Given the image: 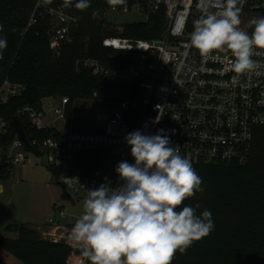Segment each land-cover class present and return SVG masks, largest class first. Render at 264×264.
Masks as SVG:
<instances>
[{
	"label": "built area",
	"instance_id": "1",
	"mask_svg": "<svg viewBox=\"0 0 264 264\" xmlns=\"http://www.w3.org/2000/svg\"><path fill=\"white\" fill-rule=\"evenodd\" d=\"M198 3L199 0H126L124 5L110 9L136 14L143 24L162 21V30L160 37L153 40L104 38L102 46L119 55L116 59L110 56L117 64L108 65L98 59L76 62L78 69L119 82L117 90L123 98L113 99L114 111L101 130L73 131L64 141L53 137L30 141L32 147L48 155V165L53 169L66 168L76 154L93 158L92 170H65L55 178L67 194L76 199L102 184L121 186L123 181L115 168L122 161L135 163L125 137L136 130L148 135L162 130L161 134L170 139V146L179 147L180 154L189 158L192 165L244 166L249 162L255 133L264 128V50H257L261 54L252 57L258 65L256 72L239 75L237 82L232 83L236 74L230 67L229 60L234 59L230 52L214 53L221 60H213L188 46L193 21L202 14ZM243 8L250 13L264 12V0H245ZM39 26L47 27L50 49L59 54L74 42L79 17L61 6L45 5L44 0H38L26 30ZM121 85H126L128 93L119 88ZM24 91L25 87L5 82L0 89V102L6 104ZM68 104V98L59 100L53 121H45L42 105L25 106L16 115L32 129L58 132L54 123L65 120ZM8 129L9 125L1 119L0 165L22 166L28 161L24 142L15 135L10 144L5 143ZM65 217L63 211H58L48 219L43 237L70 249L67 264H91L70 238L73 226L60 222Z\"/></svg>",
	"mask_w": 264,
	"mask_h": 264
},
{
	"label": "trees",
	"instance_id": "2",
	"mask_svg": "<svg viewBox=\"0 0 264 264\" xmlns=\"http://www.w3.org/2000/svg\"><path fill=\"white\" fill-rule=\"evenodd\" d=\"M37 1L0 0V24L3 25L0 37L7 39L0 60V89L5 82L25 87L21 96L11 98L6 104L0 102V120L9 125L5 143L14 140L13 122L17 120L29 141L24 143L25 150L40 156L42 153L32 147L30 141L50 137L64 141L66 135L73 132L67 126L71 123L70 114L74 112L75 103L96 99L108 101L112 89L110 79L78 69L76 62L98 59L108 65L117 64L110 56L114 55L116 59L119 55L102 46L104 38L157 39L162 21L156 25L134 23L117 28L106 22L105 15L112 8L107 0H90V7L84 11L74 7L66 9L79 17V26L74 42L54 54L46 26L26 30ZM75 2L73 0V4ZM62 3L52 0L50 4L61 6ZM96 9L100 18L92 19L91 13ZM253 14L255 18L264 17V12ZM58 97L69 99L62 133L37 131L16 115L25 106L40 107L42 100ZM80 167L92 170L95 167L93 158L76 154L66 168L48 167V170L56 178L65 170ZM193 167L202 179L204 191L186 199L182 206H192L197 215L205 209L210 210L215 226L210 235L194 242L185 254L177 252L172 264H264V128L255 133L251 157L246 165L219 163ZM2 169L0 179L8 178L7 167ZM6 231L16 237H0V251L9 253L22 264H67L70 249L61 242L45 239L43 229L16 223L7 225ZM0 264L6 263L0 260Z\"/></svg>",
	"mask_w": 264,
	"mask_h": 264
},
{
	"label": "clouds",
	"instance_id": "3",
	"mask_svg": "<svg viewBox=\"0 0 264 264\" xmlns=\"http://www.w3.org/2000/svg\"><path fill=\"white\" fill-rule=\"evenodd\" d=\"M125 3L107 0L113 10ZM244 3L199 0L202 14L193 21L188 44L206 59L221 60L214 53L230 52L234 58L229 60L230 67L236 74L232 83L239 75L256 72L258 65L252 57L261 54L257 50H264V17L248 22L251 34L240 27ZM61 7L84 11L90 0L74 4L63 0ZM91 18H100L98 9L92 11ZM6 47V37H0V60ZM161 132L127 134L125 140L135 163L122 161L115 168L123 184L118 188L102 184L88 190L70 238L91 264H172L177 252L185 254L194 242L214 230L210 210L197 215L192 206H182L186 199L204 191L202 179L191 160L180 154L179 147L170 146V139Z\"/></svg>",
	"mask_w": 264,
	"mask_h": 264
},
{
	"label": "rangeland",
	"instance_id": "4",
	"mask_svg": "<svg viewBox=\"0 0 264 264\" xmlns=\"http://www.w3.org/2000/svg\"><path fill=\"white\" fill-rule=\"evenodd\" d=\"M255 14L246 12L244 8L240 14V27L252 32L248 22L255 18ZM106 22L121 28L128 24L140 23L142 18L136 14H122L109 10ZM112 89L107 102L103 100L80 101L74 104V112L70 114L69 131L94 133L101 130L115 107L114 98H123L117 90L119 82L110 80ZM96 97V96H94ZM61 98H46L42 106L46 112V122L57 118L54 111ZM54 126L60 132L65 129V120H56ZM28 162L23 167L9 169V177L2 180L0 191V237L15 238L16 234L6 231L8 224H28L32 227L42 226L50 218H54L62 210L66 218L63 223L74 225L83 211L86 195L77 200H71L61 186L55 183V177L47 169V156L37 157L27 152ZM0 259L7 264H22L18 259L2 251Z\"/></svg>",
	"mask_w": 264,
	"mask_h": 264
},
{
	"label": "crops",
	"instance_id": "5",
	"mask_svg": "<svg viewBox=\"0 0 264 264\" xmlns=\"http://www.w3.org/2000/svg\"><path fill=\"white\" fill-rule=\"evenodd\" d=\"M42 105V104H41ZM43 107V106H42ZM59 133H62V132H60L59 130H57ZM40 151V150H39ZM42 154L40 155V156H37V157H41V156H47V169H48V167H49V165H48V162H49V157H48V155L47 154H45L44 152H42V151H40ZM35 155V154H34ZM28 162V161H27ZM27 162L24 164V165H22V166H18V167H23V166H25L26 164H27ZM11 168H14V167H11ZM11 168H7L8 170L9 169H11ZM1 170H3V169H1ZM49 171V170H48ZM9 172V171H8ZM4 179H6V178H1L0 179V191H2V189H3V187H2V180H4ZM63 189V188H62ZM64 190V189H63ZM64 192H65V190H64ZM66 193V192H65ZM67 194V193H66ZM68 195V197L71 199V200H77L78 198H74V197H72V196H70L69 194H67ZM60 211H62V210H60ZM57 215V214H56ZM55 215V216H56ZM66 218V217H65ZM64 221V220H63ZM63 225H65V226H74V225H70V224H65V223H63L62 222V220L60 221ZM46 224V223H45ZM45 224L44 225H42V226H38V227H32L31 225H29L30 227H32L33 229H36V230H42V229H44L45 228ZM9 225V224H8ZM1 252L2 251H0V254H1ZM9 254V253H8ZM1 260V259H0ZM1 261H3V260H1ZM4 262V261H3ZM6 263V262H5ZM7 264V263H6Z\"/></svg>",
	"mask_w": 264,
	"mask_h": 264
},
{
	"label": "water",
	"instance_id": "6",
	"mask_svg": "<svg viewBox=\"0 0 264 264\" xmlns=\"http://www.w3.org/2000/svg\"><path fill=\"white\" fill-rule=\"evenodd\" d=\"M119 88L128 93L126 85H121ZM13 135H17L25 144L29 142L20 122L17 120L13 122ZM1 169L2 166L0 165V170Z\"/></svg>",
	"mask_w": 264,
	"mask_h": 264
}]
</instances>
